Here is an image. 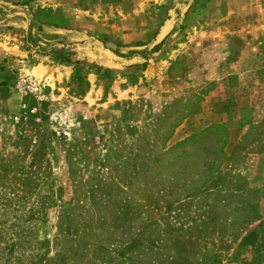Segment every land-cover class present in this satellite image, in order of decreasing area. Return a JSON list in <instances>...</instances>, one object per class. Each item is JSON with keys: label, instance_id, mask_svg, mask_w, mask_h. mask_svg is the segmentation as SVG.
<instances>
[{"label": "rangeland", "instance_id": "1", "mask_svg": "<svg viewBox=\"0 0 264 264\" xmlns=\"http://www.w3.org/2000/svg\"><path fill=\"white\" fill-rule=\"evenodd\" d=\"M212 177L223 190L208 197L210 222L192 220L201 202L174 222L165 200ZM92 187L108 207L92 204ZM72 197L94 219L122 201L140 212L162 200L154 212L162 219L146 232L159 243L109 264L251 260L231 222L256 206L264 229V0H0V228L20 217L35 238L12 258L63 252L59 204ZM144 216L133 231L146 229ZM199 228L225 237L202 240ZM122 231L124 246L131 235ZM105 236H86L83 264L98 246L110 248ZM4 238L1 263L10 256Z\"/></svg>", "mask_w": 264, "mask_h": 264}, {"label": "trees", "instance_id": "2", "mask_svg": "<svg viewBox=\"0 0 264 264\" xmlns=\"http://www.w3.org/2000/svg\"><path fill=\"white\" fill-rule=\"evenodd\" d=\"M171 32L173 31L170 30L159 42L154 43L150 49L144 48L142 50L143 58L146 59L148 55L157 52L160 47L165 44V41ZM77 80H79V77ZM209 177H211V175H209ZM178 183L179 181L177 180L173 181L171 187L172 189L176 188L179 192V189L182 186L178 185ZM218 184L219 181H215V179L212 177L209 180H206L203 184L197 186L193 192L182 197L180 200H165V212L168 214L174 212L172 217L173 221L181 222L184 214L183 212L186 211V205H190L193 202H201L203 208L199 214L196 211L194 212L192 220L195 221L197 218L201 217V224L206 225L210 222L211 217L215 212L214 205L211 203V200L208 197L210 195H217L223 190ZM93 188L94 187L91 188V194L94 197L92 204L97 208L102 206L105 208L108 207V200H100L95 198L97 189ZM11 189H14V187H11ZM112 190L114 189L110 187L107 191L108 196L112 193ZM170 194H173V192H170ZM17 198L19 201H21L24 197L23 195L21 196L18 194ZM159 202H162L159 197L151 201H146L141 206L143 208L140 207L141 211L136 212L132 203L128 201H122L117 206V210L115 212L106 213L103 216L98 214V218L94 219L91 215V209L88 207L85 199L80 197H72L69 199V201L59 204L61 206V215L58 222L61 224L60 227L64 224V228L62 227L60 233L57 234V237H59L58 241L67 240V244L63 252L61 251L56 253L51 257L46 254L44 255L37 253L35 256H31L29 259L26 256L24 260L22 259L23 256H15L16 258H12V253L14 248L16 249L21 247L19 246L21 243L31 244L35 240L34 231L18 226L17 223H20L21 218L14 217V221L17 220V222H14L16 227H11V230L0 228V241L5 237V235H8V239L4 238V240L8 241L7 248L8 251H10V256L4 255L3 263L0 262V264H83L81 262V258L84 255L83 249L88 244L86 242V236L90 235L92 238H97L102 234L103 230H106L105 241L111 244L112 249L111 246L109 249L104 245L98 246L97 252L93 254V258L91 260L92 264H109L113 261V258L116 255L122 258L121 262L126 261L127 259L130 260L131 257L127 256V252L130 251V254H133L143 246L152 248V246H155L159 243L158 237H155L152 234L146 236L147 230H149V228L154 225L158 226L157 221L162 219V217L158 219L155 218L156 216L154 213H158ZM248 205L250 206L251 204L249 203ZM9 206H11V202L5 200L4 206H2L4 208H1V211L5 214V210ZM17 206H20V203ZM250 208L252 209L247 211L246 214L241 217L239 222H236V217L235 220L231 222V224L233 226L236 224L238 227H241L242 232L239 231L241 233L237 235L239 236L240 240L238 244L240 246L249 248L251 251V260L247 261L246 263L264 264V229L261 225L259 217L260 215L258 214L257 207L250 206ZM142 212L146 214V216H144V228L146 229H143L142 227V229L133 231L135 219L137 216L141 215ZM159 212H161V209ZM23 222H26V220H23ZM27 223H30V219H27ZM82 228H84V230L80 231ZM97 229H101V231L99 233L95 232ZM122 229L127 231H122L121 233H124V235L126 233H128L129 236L131 235V238L129 237V242H126L124 246H121L123 236L119 237V235L116 234V231ZM198 233L200 238L204 240L207 236L210 234L213 235L214 233H217V235H219L221 238H224L226 231L224 229L209 231L207 228H199ZM235 237L236 236H234V238ZM117 244H119V249L114 247Z\"/></svg>", "mask_w": 264, "mask_h": 264}, {"label": "built area", "instance_id": "3", "mask_svg": "<svg viewBox=\"0 0 264 264\" xmlns=\"http://www.w3.org/2000/svg\"><path fill=\"white\" fill-rule=\"evenodd\" d=\"M24 84H25V85L28 84V86H29V85H31V82L28 80V81L25 82ZM32 88H33V87H32Z\"/></svg>", "mask_w": 264, "mask_h": 264}, {"label": "crops", "instance_id": "4", "mask_svg": "<svg viewBox=\"0 0 264 264\" xmlns=\"http://www.w3.org/2000/svg\"><path fill=\"white\" fill-rule=\"evenodd\" d=\"M60 68V67H59Z\"/></svg>", "mask_w": 264, "mask_h": 264}]
</instances>
